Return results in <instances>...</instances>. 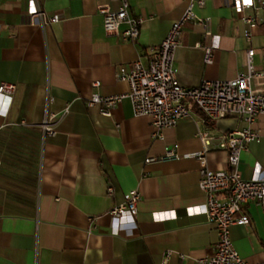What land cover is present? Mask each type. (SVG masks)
Listing matches in <instances>:
<instances>
[{
    "label": "crops",
    "instance_id": "0c3cea01",
    "mask_svg": "<svg viewBox=\"0 0 264 264\" xmlns=\"http://www.w3.org/2000/svg\"><path fill=\"white\" fill-rule=\"evenodd\" d=\"M35 1L45 21L58 20L39 24L29 0H0V82L16 86L10 99L0 97V264H164L165 257L166 264H198L214 251L217 234L195 211L205 202L197 131L209 132L207 168L228 171L219 135L245 122L224 117L205 124L191 107L190 116L153 138L150 117L135 115L128 98L110 116L87 104L93 93L128 91L116 78L118 66L137 58L146 63L188 0H129L130 13L143 19L135 40L104 31L97 5L116 8L115 0ZM193 9L208 26L183 24L174 52L182 85L245 73L248 47L254 68L264 72V10L246 11L257 19L247 24L223 0H204ZM214 39L218 45L206 63L205 48ZM49 112L58 115L53 135L41 128ZM251 127L260 140L241 153L245 179L255 175L256 164L264 177V114ZM169 147L178 158L145 162ZM134 189L140 192L135 222L113 234L109 211ZM241 216L246 221L230 228L232 244L248 263L264 262V204L246 202Z\"/></svg>",
    "mask_w": 264,
    "mask_h": 264
},
{
    "label": "built area",
    "instance_id": "2783aa9c",
    "mask_svg": "<svg viewBox=\"0 0 264 264\" xmlns=\"http://www.w3.org/2000/svg\"><path fill=\"white\" fill-rule=\"evenodd\" d=\"M116 8L107 2L97 5V12L102 16L103 29L115 34L123 40H135L139 34V26L143 19L133 16L129 10V0H115ZM236 13L264 10V0H223ZM204 0H188L182 16L174 21L161 42L154 46L146 63L140 58L127 65L118 66L116 78L128 84V91L123 94L103 96L93 93L87 100L88 106H100V112L111 115V110L123 98H128L135 115L148 116L153 127L152 137L162 138V131L174 126L181 118L190 116L191 107L202 114V123L208 124L219 118L236 117L245 122V126L223 131L219 135L218 148L227 152L228 171H212L205 164L204 151L207 150L210 138L207 129L197 131L202 142L203 152L196 157L201 162L199 170V189L205 194V202L195 206L198 214H203L208 223L213 224L217 234V242L212 254L200 258L198 264H250L241 258L232 244L230 228L246 221L241 216L243 204L257 200L264 204V177H261L259 165L255 166V175L251 179L242 177L239 162L242 152L247 151L250 142H258L260 135L251 125L256 117L264 114V72L257 71L252 58L251 47L246 50V72L227 80H202L197 86H184L176 76L174 67V52L181 42V31L186 21H195L208 26V19L200 18L194 12V5H202ZM31 13L39 24L55 22L57 16L43 18L42 10L35 0H29ZM243 21L247 24L257 22L252 14H244ZM244 37L250 40V33L244 31ZM218 45L214 39L205 48L204 61L211 62L212 49ZM98 87L99 82L92 83ZM16 89L15 84L0 82V97L11 98ZM67 111L65 108L64 112ZM58 115L46 113L41 122L45 135L55 133L52 126ZM174 148L165 149L160 158L148 157L145 162L178 158ZM112 193V187H107ZM140 192L137 189L129 191L123 203L115 205L109 211L113 223L111 232L119 234L125 226L134 224L137 213V203ZM169 252L167 253V255ZM166 257L164 264H166ZM257 264H264L259 262Z\"/></svg>",
    "mask_w": 264,
    "mask_h": 264
}]
</instances>
